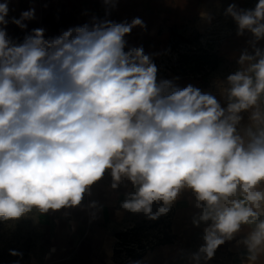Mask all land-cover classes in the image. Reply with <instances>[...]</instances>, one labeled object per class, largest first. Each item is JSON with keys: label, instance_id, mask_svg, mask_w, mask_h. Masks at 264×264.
Segmentation results:
<instances>
[{"label": "clouds", "instance_id": "9594fccd", "mask_svg": "<svg viewBox=\"0 0 264 264\" xmlns=\"http://www.w3.org/2000/svg\"><path fill=\"white\" fill-rule=\"evenodd\" d=\"M118 2L102 0L103 18L93 15L50 38L33 29L22 42L7 26L26 29L35 9L9 19V0L0 3V221L79 207L110 171L112 189L125 180L133 187L121 208L149 220L166 215L182 190L194 193L200 211L192 224L206 225L196 264L211 260L242 226L249 229L238 241L246 264H261L264 49L257 43L264 40V0L254 9L231 3L224 10L237 36L253 37L252 54L245 48L226 77V107L191 84L177 87L179 77L158 81L154 58L162 53L128 44L125 37L146 24L109 19ZM88 208L98 210V202ZM9 254L20 264L22 252Z\"/></svg>", "mask_w": 264, "mask_h": 264}, {"label": "crops", "instance_id": "0c3cea01", "mask_svg": "<svg viewBox=\"0 0 264 264\" xmlns=\"http://www.w3.org/2000/svg\"><path fill=\"white\" fill-rule=\"evenodd\" d=\"M3 2L4 0H0V3ZM257 2L258 0H254L253 3L250 0H205L200 7L194 9L197 16L193 25L180 34L187 36L192 30H203L207 27L208 22L202 19L201 11L210 14L224 13L231 3L237 4L242 9H254ZM29 4H35V1ZM8 6L10 9L8 18H19L21 13L17 11L18 0H9ZM30 8L35 9V19L28 21L26 29L22 30L12 23L7 26L8 35L18 42H22L25 35L38 28L39 17L36 5H30ZM223 20L231 35L221 41L218 56L221 58V66L224 67L229 63L234 72L239 67L237 61L241 52L247 48L248 41L253 37L248 32L243 36H237V25L232 18L223 16ZM169 38L167 35V43ZM260 44H264V40L259 41L257 47L261 48ZM227 75L216 82H209L208 85L201 78L191 76H174L167 79L173 80L179 77L173 81L177 87L182 89L191 84L199 88L202 93L212 94L222 107H226L222 88L227 87ZM157 79L159 81L162 78L157 76ZM241 115L243 117L241 124L247 125L249 113L243 112ZM112 182V176L108 171L100 181L91 186V195H85L79 207L50 211L44 215L35 209L28 213L24 218L33 221L35 225V237L33 236L32 239L28 264H196L193 254L203 243L201 237L206 225L202 223L200 227H195L192 224L193 216L197 215L200 209L195 207L196 199L191 190H182L173 202L168 212L169 218L165 220L164 238L136 258L127 260L125 257L128 249H117V240L127 235L133 237L140 233L154 234L156 226L145 232L140 230L135 233L129 230L137 226L150 225L154 220L147 219L143 214L124 211L121 202L133 187L125 180L114 190L111 188ZM261 187L264 188V182ZM92 201L98 202V210L88 208ZM158 206L159 202L153 205V210L155 211ZM93 211L96 212L95 219L91 217ZM162 219L164 220V217ZM124 230L129 232L126 233ZM248 231L247 226H242V230L235 234L232 240L225 241L219 246L211 260L201 259L199 264H246L247 249L243 244H238V241L244 239ZM53 248L55 251L49 255ZM242 258L245 259L242 261ZM261 264H264V257L261 258Z\"/></svg>", "mask_w": 264, "mask_h": 264}, {"label": "rangeland", "instance_id": "374dc122", "mask_svg": "<svg viewBox=\"0 0 264 264\" xmlns=\"http://www.w3.org/2000/svg\"><path fill=\"white\" fill-rule=\"evenodd\" d=\"M31 1H35V4H29ZM204 1L175 0L173 6L169 0H119L109 19L130 22L133 18L139 17L145 22L146 30L134 28L125 39L130 46L142 45L146 54L162 53L154 58L158 68L157 76L162 79L191 76L201 78L208 85L209 82H216L233 71L229 63L221 66V58L218 56L221 41L231 35V31L224 25L223 12L211 13L213 18L207 27L203 30H192L184 36L186 40H180L170 32L172 29L176 34H180L191 27L197 16L194 9L200 7ZM253 1L250 0L251 3ZM18 2L17 11L20 13L29 10L30 5H36L38 28L45 29V38L55 37L62 30L90 22L93 15L104 17L102 0H18ZM25 23L28 26V21ZM167 35L170 37L168 43ZM260 45L264 49V44ZM181 48V52L176 51ZM247 48L252 53L249 45ZM165 52L167 54H164ZM175 52L177 54H174ZM205 65L208 71L204 69ZM34 228V222L24 217L16 221H0V264H12L13 261L20 259L10 255L9 250L23 253L20 264L29 263L32 239L35 237Z\"/></svg>", "mask_w": 264, "mask_h": 264}, {"label": "built area", "instance_id": "2783aa9c", "mask_svg": "<svg viewBox=\"0 0 264 264\" xmlns=\"http://www.w3.org/2000/svg\"><path fill=\"white\" fill-rule=\"evenodd\" d=\"M181 49H176V51L181 52ZM174 54H177L175 52ZM176 57L173 59L175 60ZM204 69L208 71V67L205 65ZM164 220L162 221L155 227L156 232L152 235H147L144 233H140L137 236H129L127 235L125 238H119L117 240L118 244L116 246L117 249L123 250V249H128L126 252V257L125 259H132L136 258L140 254L144 253L148 249H150L153 245L158 243L161 239L164 237V233L166 231V221L169 218V213L166 215H163ZM148 229H142V232L147 231ZM124 232L128 233V230H124Z\"/></svg>", "mask_w": 264, "mask_h": 264}, {"label": "trees", "instance_id": "16d2710c", "mask_svg": "<svg viewBox=\"0 0 264 264\" xmlns=\"http://www.w3.org/2000/svg\"><path fill=\"white\" fill-rule=\"evenodd\" d=\"M170 32H171V34H172L173 36L176 35L180 40H186V38H185L183 35H181V34H176V33L174 32V30L171 29ZM161 221H162V217H160V218L157 219V220H154V222H153L152 224H150V225H147V226H145V225L137 226V227H133V228H131V229H129V230H131V231H133V232L136 233V231L138 232V231H140V230H142V229H150V228H153V227L157 226ZM163 238H164V237H163Z\"/></svg>", "mask_w": 264, "mask_h": 264}]
</instances>
